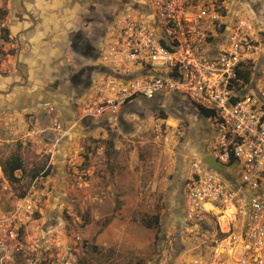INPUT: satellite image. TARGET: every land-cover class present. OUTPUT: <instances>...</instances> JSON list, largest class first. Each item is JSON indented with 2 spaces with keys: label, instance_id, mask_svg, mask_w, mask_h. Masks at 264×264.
<instances>
[{
  "label": "rangeland",
  "instance_id": "obj_1",
  "mask_svg": "<svg viewBox=\"0 0 264 264\" xmlns=\"http://www.w3.org/2000/svg\"><path fill=\"white\" fill-rule=\"evenodd\" d=\"M33 2L0 0V264H215L217 222L188 221L182 196L192 161L212 154L215 121L166 96L139 97L116 115L85 122V108L111 95L110 80L125 67L103 64L106 32L94 15L81 23L90 38L80 32L72 42L70 67L58 78L48 69L30 75L18 22L24 13L33 18ZM237 8L256 24L246 5ZM124 12L144 17L124 9L109 28ZM114 30L115 23L108 40ZM38 89L43 99L34 101ZM57 124L66 133L58 140ZM14 156L23 163L17 181L4 172ZM36 178L34 208L17 211Z\"/></svg>",
  "mask_w": 264,
  "mask_h": 264
},
{
  "label": "built area",
  "instance_id": "obj_2",
  "mask_svg": "<svg viewBox=\"0 0 264 264\" xmlns=\"http://www.w3.org/2000/svg\"><path fill=\"white\" fill-rule=\"evenodd\" d=\"M142 20L118 15L112 39L105 34L102 62L124 72L110 80L111 95L85 108V116H113L142 97L170 96L217 124L212 154L236 183L209 167L202 156L185 184L186 219L213 218L221 237L215 264H264V41L249 18L231 15L224 0H141ZM140 67L133 73L130 64ZM260 67L259 74H256ZM251 69L249 80L243 74ZM164 122V121H162ZM158 135L161 123L154 125ZM57 140L65 130L54 127ZM38 178L17 200V211L36 204ZM11 237H15L10 232Z\"/></svg>",
  "mask_w": 264,
  "mask_h": 264
},
{
  "label": "crops",
  "instance_id": "obj_3",
  "mask_svg": "<svg viewBox=\"0 0 264 264\" xmlns=\"http://www.w3.org/2000/svg\"><path fill=\"white\" fill-rule=\"evenodd\" d=\"M111 1L113 0H34L36 12L35 15L33 14V18L24 13L22 20L19 19L18 22L19 31H22V36L29 43L28 50L30 51L24 49L22 62L28 67L30 75H43L48 72V69L50 72L54 70L52 77L58 78L61 68L66 64L70 67L68 62L70 61L69 54L72 52V42L76 43L80 32L88 39L90 38L89 31L84 30L81 23L95 15L99 16L98 20L101 24L102 13L109 10L107 8L111 7ZM224 2L231 15L239 13L245 16L237 6L240 3L246 5L255 19L257 27L262 31L264 41V0H231L230 3L224 0ZM87 13L90 16H87ZM71 36L72 38L74 36L73 41ZM103 45L101 42L102 47ZM95 46H100L99 39L96 40ZM259 71L260 67H257V75ZM40 83L45 84L43 80ZM40 95L39 89L35 91L32 95L34 101L43 99ZM29 96L31 95L27 94V97ZM33 107L35 106H31V108Z\"/></svg>",
  "mask_w": 264,
  "mask_h": 264
},
{
  "label": "flooded vegetation",
  "instance_id": "obj_4",
  "mask_svg": "<svg viewBox=\"0 0 264 264\" xmlns=\"http://www.w3.org/2000/svg\"><path fill=\"white\" fill-rule=\"evenodd\" d=\"M111 7L110 8H107L109 10L107 11H104L102 13V16L104 17L102 19V22H101V32H107V29L109 28V21L111 20L112 17H114V15L118 14L119 12L123 11L124 9H136V8H139L141 7V0H113L111 1ZM126 12V11H125ZM106 34V33H105ZM103 44V43H102ZM166 98V96H156L154 98L156 99H160V98ZM142 98V97H141ZM152 98V99H154ZM172 98H175V97H172ZM144 100H152V99H146V98H143ZM178 100L184 102L183 100L177 98ZM186 103V102H184ZM188 106H190L192 109H194L191 105H189L188 103H186ZM195 110V109H194ZM85 122L87 123H91L93 122V118L92 117H86L85 119H83ZM237 171L233 168V169H226V172L224 173L226 178L231 180V181H234L236 183V181L238 180V177H237ZM182 196L185 197V193L183 192ZM183 198V197H182ZM183 212H184V215L186 214V207H185V200H184V205H183Z\"/></svg>",
  "mask_w": 264,
  "mask_h": 264
},
{
  "label": "trees",
  "instance_id": "obj_5",
  "mask_svg": "<svg viewBox=\"0 0 264 264\" xmlns=\"http://www.w3.org/2000/svg\"><path fill=\"white\" fill-rule=\"evenodd\" d=\"M84 54L86 56L90 55V51L84 52ZM244 79L249 80L250 76H251V69L247 70L244 74ZM202 116L204 117H210L211 113H208L206 111H198ZM23 168V163L22 160L19 156H14L12 157L9 161H7V163L4 165V172L5 174L12 180H19V178L16 175V171L20 170ZM46 173L48 174V171H46ZM157 220L155 223H158V217H156Z\"/></svg>",
  "mask_w": 264,
  "mask_h": 264
},
{
  "label": "water",
  "instance_id": "obj_6",
  "mask_svg": "<svg viewBox=\"0 0 264 264\" xmlns=\"http://www.w3.org/2000/svg\"><path fill=\"white\" fill-rule=\"evenodd\" d=\"M202 160L209 167L217 170L218 172L223 173V174L226 172L225 166L222 163H220V161L217 160L213 154H210V153L203 154L202 155Z\"/></svg>",
  "mask_w": 264,
  "mask_h": 264
}]
</instances>
